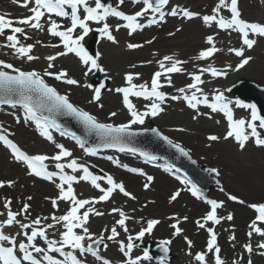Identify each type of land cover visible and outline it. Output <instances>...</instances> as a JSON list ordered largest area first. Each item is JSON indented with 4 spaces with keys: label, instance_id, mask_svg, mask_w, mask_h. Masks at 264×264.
Instances as JSON below:
<instances>
[{
    "label": "bare ground",
    "instance_id": "6f19581e",
    "mask_svg": "<svg viewBox=\"0 0 264 264\" xmlns=\"http://www.w3.org/2000/svg\"><path fill=\"white\" fill-rule=\"evenodd\" d=\"M238 1L243 20L249 22L253 19L252 17H257L264 24V0ZM22 4L23 0H0V16L13 21L30 17L32 13L29 9L34 6L33 1L29 0L27 8ZM189 4L197 5L193 0H170L165 9L167 10L169 7V12L171 9H176V16L168 14L164 21L153 16L154 20L159 19L154 21V27L144 26L141 33L132 34L128 40L125 39V31L122 28L118 33L111 29L110 24L113 23V18L106 21L117 42L112 43L103 36L94 46L93 57L99 54L98 63L104 69L102 72L93 70L85 75L87 66L72 53L58 56L55 61L51 62L47 59L48 56L65 51L60 43V38L53 37L47 32L50 27V19L56 20L61 25V31L71 26V23H67L66 20L61 23L60 19L54 16L48 19L42 18L40 21L42 27L39 30L18 23L13 24L14 27L24 28L27 38L23 40V45H32L33 50L30 55L37 59L32 61H28L26 58L21 59L9 47H0V61L10 63L21 71L39 73L49 86L56 88L61 95H67L74 106L95 116L99 122L114 126L129 124L131 121V116L123 104L122 94L115 91L119 87L128 86L125 81L126 75L132 74L136 77L138 74V78H135L133 83L137 85L147 83L150 87L154 73L164 71L159 67L160 62L163 61L166 67L170 66V62L166 61L165 57L171 56L175 60L182 61L183 63L180 65L183 69L182 72L165 73L160 77L159 82L162 86L159 90L170 91L161 104L163 110L160 114L155 117H146L142 125L132 124L130 130L154 129L162 136H167L173 144H179L188 151L190 157L198 164L215 170L216 174L219 173L217 178L220 182V192L218 197L214 195L212 200L223 204V207L217 209L218 217L221 219L220 224L214 225L209 221L205 223L204 219L202 220V214L205 209H208V206L188 197L180 185L170 180L161 171L144 168L140 166V163L128 158L127 155H118L113 152H107V156L104 158L87 157L66 139L59 138L54 134H52L54 142L48 141L40 136L36 127L28 124L23 109L14 110L16 119L0 113V133L7 135L23 152L32 155L51 157L59 152L55 145L62 144L72 152V157L64 158L61 163L76 159L78 164L88 167L90 172L102 176L103 181L97 182L105 189L108 187L107 175H111L116 182L124 184L126 191L135 199L125 197L117 190L113 192L109 200L86 205L79 213L82 215L88 208L92 209L86 226L93 234V240L99 238L100 235L105 237L103 242L107 247L102 251L103 255L113 259L114 263H124L129 256V254L126 256L120 251V243L126 241L132 243L139 240L136 237L140 231L147 228L148 221L155 219L160 223L154 226L151 233L145 232L144 237L140 240L142 243L151 245L170 240L171 243L167 247L172 250L170 255L172 264H199L195 259L198 253H205L206 264H215L214 254L207 251V241L210 236L206 232V228H211L215 232L217 244L221 249L220 257L225 264H247L249 258L252 260V264H264V255H260L264 249L257 247L258 243L264 242V238L255 232L251 238L248 236V233L253 231L250 225L258 215L250 205L264 204V147L256 146L255 137L250 135L251 130L245 128L246 134H249V140L245 148L241 149L234 137L224 139L229 126L228 119L223 117L222 112H212L211 109L201 106H197L196 109H188L181 98L171 99L172 96L191 95L195 91L187 89V85L193 83V75H200L203 81L199 85L202 93L197 92L196 95L201 98L202 95H207L209 100H213L216 94H223L226 86L240 81L254 83L264 88V40L258 36H250L257 40V44L248 50L234 31L223 32L215 25L205 26L199 17L192 20L183 17V10ZM217 4L218 0H213L212 10H207L206 13L213 14V9ZM131 8L129 2L120 6V10L125 14L130 13ZM192 12L195 11L192 10ZM221 15L227 18L226 10H222ZM174 20H179V23L175 25ZM88 25L89 28L95 26L91 22H88ZM78 34L79 28L72 35L76 37ZM209 35L214 37L215 46L220 51L207 59H197L201 51L211 47L206 43V38ZM129 43L139 44L142 47L129 49L127 47ZM241 47H245V56L252 59L244 68L236 70L241 58L236 57L230 50ZM49 63H53L54 67L49 68ZM208 68H215L222 74L213 77L210 72L201 71ZM6 71L12 73L11 70ZM60 71H66L69 78L79 81V85L57 84L54 82V76L44 75L45 72L59 73ZM169 77L171 84L168 83ZM101 80H106L104 93L99 101H92V86ZM180 88H185V92H179ZM129 99L140 112L150 110V104L154 102L132 96ZM228 105L231 108L234 121L244 119L246 122H250L247 111L243 107ZM113 112L116 113L115 116L111 115ZM66 118L64 124L71 123L73 126L75 118L68 116ZM70 130L81 134V140L85 141L82 133L86 131V127L84 129L80 125H75ZM257 131L261 134V138H264V129L257 127ZM211 135L218 136L220 139L210 141L208 137ZM114 161H119L120 165H127L129 168L143 171L145 175L129 172L126 168L117 166ZM45 163L50 170L58 172L55 168V161L49 160ZM65 173L77 177L82 175V172L73 173L71 169L67 168ZM148 175L154 179L145 189L144 185L148 183ZM0 182L5 183V187L0 188V213H4V215H0V222L6 219L7 209L4 208V204L7 201H11L10 207L13 212H18L24 204L30 205L27 214L17 217L22 223H31L40 218L42 225H47L53 223V216L65 215L70 210V202L58 199L60 190L57 185L60 184L59 181L55 179L48 181L29 175L26 165L16 162L2 143H0ZM8 182H12V187L7 186ZM64 187L66 189L67 185ZM73 189L78 199L96 201L103 195L90 182L82 180L79 183H74ZM176 191H180L181 195L175 201H171V195ZM230 195L244 203L229 200ZM52 200L57 201L56 207H53ZM113 209L125 213L127 232L118 224L119 211L114 212ZM97 212L103 214L96 215ZM229 214L233 216L231 221L226 219ZM45 217L48 219H44ZM185 217L187 219H184ZM197 221L205 223V227L200 228ZM174 223L178 224L182 230L180 235H175V230L171 227ZM257 226L264 229V224L259 221H257ZM113 227L117 228L119 235L114 240H107V236L111 234L110 229ZM27 231L30 232V229ZM63 231L64 229L57 224L55 228L47 230V235L49 239L59 240ZM75 231L82 234L80 229ZM4 232L15 236L18 241L24 239L22 235H16L21 232L19 225L6 227ZM233 236L235 239H232ZM129 237L132 239L129 240ZM189 241H191V247H189ZM89 242L91 241L87 239L84 241L85 245ZM36 243L41 247L46 246L39 238ZM249 243L253 247L251 256L244 247ZM68 251L71 250L66 248L65 252ZM52 255L60 259L59 254ZM83 259L90 264H100L91 261L88 254Z\"/></svg>",
    "mask_w": 264,
    "mask_h": 264
},
{
    "label": "snow or ice",
    "instance_id": "6c2138e0",
    "mask_svg": "<svg viewBox=\"0 0 264 264\" xmlns=\"http://www.w3.org/2000/svg\"><path fill=\"white\" fill-rule=\"evenodd\" d=\"M118 3L123 5L125 0H118ZM133 3L142 4V8L135 12V14L128 15L123 11L117 10L113 5H105L102 0H94V7L90 6L89 0H34V6L29 10L32 13L30 17L20 19L18 21H13L0 16V35L5 33V29H10L12 34L7 35L6 39L9 42L6 46L15 50L16 54L21 58H26L28 61L37 59L30 53L33 50L32 45H20V41L16 34L25 35V30L23 27H14L13 24L18 23L20 25H26L32 29H41L42 25L40 23L41 19L45 17L47 13L49 18L52 15L56 17L69 18L71 20V26L66 30L61 31V25H59L56 20L50 19V27L47 31L53 37H59L63 43L65 49L64 52H60L57 55L48 56L47 59L55 61L58 56H65L69 53H74L82 63L87 66V71L85 75L95 71H104V69L98 63L99 54L95 57L88 54L85 48L81 45V41L89 34L90 28L88 25L89 21L99 24L102 21H106L109 17L118 18L120 21L125 22L123 27L129 30V34L136 32L137 29L141 28V24L138 22L139 18L144 17L147 13H159L160 19L163 20V10L169 5L170 0H133ZM23 7L29 6V0H23ZM83 9L85 13L83 19H81L80 9ZM66 9H70V12ZM222 10H227L230 13V19L221 15ZM170 15L176 16V9H171ZM199 14L190 11H183V17L188 20H192ZM202 21L205 26L212 27L217 26L221 30H232L239 34L242 43L248 50H251L256 44L257 40L250 38V36H258L264 38V25L259 23L246 22L241 18V12L238 8V0H218V4L213 9V14L203 15ZM79 28L82 30V34L73 38V33ZM119 30V25L117 26ZM102 36L106 37L108 41L116 43L115 37L110 31L108 23H103L102 28L99 29ZM180 31V29H177ZM170 35H173L170 33ZM150 43V41H149ZM206 43L210 45L206 50L199 53L197 59H207L214 55L220 49L216 48L214 43V37L209 35L206 38ZM129 49H136L142 47L139 44L127 45ZM230 51L234 52L236 57H240L241 60L236 66V70L244 68L251 61V57L245 56V47L233 48ZM166 61L170 62V66L166 67L163 61L160 62L159 67L162 71H157L154 73L151 79V85L145 84H135L133 80L138 78V74L134 77L132 74H128L125 77L127 87H119L115 89L116 92L121 93L123 96V104L131 116V121L129 124H121L119 126H114L109 123L99 122L95 116L89 114L87 111L82 110L74 106L67 95H61L56 88L49 86L45 82L44 78L35 71L25 72L18 68H15L10 63H4L0 61V105H9L12 108H16L18 105L24 110L25 118L35 121L36 127L40 132V135L48 141H53V136L50 129H56L60 131V124L53 118L55 115H65L76 118L80 121L87 129L95 132L104 141L103 147L113 148L119 152H129L132 154H137L144 157L146 162H151L159 159L156 156H152L149 153L139 151L134 147H130L128 138L134 135L130 131L132 124H144L145 118L148 116L155 117L163 110L161 104L165 101V93L159 91L161 88L160 77L165 73H180L183 69L180 65L182 61L175 60L171 56L164 58ZM49 68L54 67L53 63H49ZM11 70L13 74H9L8 71ZM203 71H208L215 77L221 75L215 68L202 69ZM44 75L54 76L57 81H63L67 85H79V81L74 78H69L66 71H60L59 73L45 72ZM193 83L187 85V89L195 90L191 95H184L183 99L186 101L187 106L191 109H196L197 105L203 103L206 107L210 108L212 112H222L228 119L229 130L224 137V139L235 138L241 149H244L247 141L249 140V134H246L245 128L250 129V135L255 137V144L258 147H264V138H261V134L257 131V127L264 129V117L257 114L255 105H239L241 107H247L251 109V120L246 122L244 119H239L237 121L233 120V114L229 109V105L225 100L222 93L216 94L213 97V102L209 101L207 95H202L198 97L197 92L202 93V89L199 87L203 83L200 75L192 76ZM168 83L171 84V78H168ZM100 88L94 90L93 100L99 101L101 99ZM181 93L185 92V88H180L178 90ZM143 98L147 101H154L150 104V110L140 112L136 109L135 105L130 101L129 97ZM172 100L180 99V97L172 96ZM102 106V105H101ZM47 113L48 115H45ZM115 116L116 113H111ZM258 121V125H257ZM64 133L61 132V135ZM160 135L158 132L156 133ZM72 138L77 141L79 146L84 149L85 153L90 156L97 155V149L91 147H85V141L76 137L74 134ZM162 140L168 143L170 146L174 147L182 156L188 157L189 153L185 151L179 144H173L167 136H161ZM210 141H217L220 138L215 135L208 137ZM54 142V141H53ZM0 143H2L7 149H10L11 154L16 162L23 163L28 169V174L35 177L42 178L44 180L52 181L54 177L58 176L61 182L58 186L60 194L58 199L71 203L70 210L67 211L65 215L53 216V223L42 225L41 219L37 218L31 223H22L17 219L18 216L22 214H27L30 205L24 204L23 207L18 212H13L10 205L11 201H7L4 204V208L7 209L6 219L0 222V264H86V260L80 259L78 257H84L86 254H91L97 260H101L97 249H94L93 243L97 246L103 243L105 237L100 235L99 238L93 240V234L90 233L89 228L86 226L89 222V213L92 212L91 208H88L80 215V210L84 209L86 205H91L93 203H98L100 201H107L112 196L113 192L119 191L125 197L135 199L128 191H126L123 183L116 182L111 175L106 176V183L108 187L105 189L97 182L101 177L95 176L89 171L88 167L80 165L77 163L76 159H71L67 163H61L64 158L72 157V152L64 147L62 144H56V148L59 152L51 157L47 155H27L25 154L7 135H0ZM109 159H112L109 157ZM55 161V168L58 172H49L46 161ZM117 166L126 168L127 171L132 173H138L144 176L143 171H139L136 168H129L127 165H120L119 161H114ZM71 169L73 173L82 172V175L77 177L75 175H68L65 173V169ZM170 168V166H169ZM166 171L169 169H165ZM179 172V169H176ZM215 171V170H213ZM219 173H217L218 175ZM153 177L148 175L147 181L144 187L147 189L149 184L153 181ZM90 182L91 185L98 189L103 195H101L98 200L93 201L89 199H78L74 189L73 184L79 183L80 181ZM187 183V181H185ZM65 185L67 188L65 189ZM8 187H12V182L7 183ZM5 187L4 182H0V188ZM191 192L193 196L199 197V190L195 185H192ZM181 195L180 191H176L171 195V201H175ZM229 200L236 201L238 203H244L243 201L237 200L234 196H229ZM31 199V197H29ZM210 206L211 210L204 217L205 223L211 221L213 224H220L221 219L217 216V209L223 207L222 203H218L215 200L206 201ZM53 207H56L57 201L52 200ZM258 215L256 220L252 222L250 228L253 231L248 233L251 238L253 232L264 238V229L257 226V221L264 224V204L260 205H250ZM114 212L119 211L120 219L118 224L121 228L127 232L126 227V216L123 211L118 209H113ZM103 213L97 212L96 215H102ZM4 215V213H0ZM44 219H48L45 217ZM184 219H187L185 217ZM226 219L231 221L233 216L229 214ZM160 223L159 220H150L147 223V228L141 230L136 239H141L144 237L145 232L151 233L154 226ZM205 223L197 221L200 228L205 227ZM59 224L64 231L60 234V239H49L47 235V230L49 228H55ZM13 225H19L21 232L16 235H22L25 240L18 241L15 236L5 234L4 229L6 227H11ZM171 227L175 230V235L181 234V229L178 224H172ZM30 229V232L27 231ZM80 229L82 234H78L75 230ZM210 239L207 241V251L213 253L215 257V264H225V262L220 257L221 249L217 244V237L215 232L209 228L208 229ZM110 235L107 236V240H114L118 235L117 228L113 227L110 229ZM40 239L47 246L41 247L36 243L37 239ZM92 241L85 246V240ZM129 240L132 237L128 238ZM232 239H235L233 236ZM171 241H164V251H168L167 245ZM189 247H191V241L188 242ZM7 245V246H6ZM107 245H105V248ZM133 243H127L126 248L123 243L120 245V251L126 256L133 249ZM245 250L251 256L253 253L252 245L246 244ZM257 247L259 249H264V242L258 243ZM70 249L71 251L65 252V249ZM77 253V254H74ZM52 254H59L63 259L55 258ZM264 255V251L260 253ZM39 257V258H38ZM143 258L145 260L150 259L148 252H144ZM196 261L199 264H206L205 253H198L195 256ZM102 264H111V261L107 259H102ZM127 264H140L139 258L133 260L129 259ZM247 264H252V260L249 258Z\"/></svg>",
    "mask_w": 264,
    "mask_h": 264
},
{
    "label": "rangeland",
    "instance_id": "374dc122",
    "mask_svg": "<svg viewBox=\"0 0 264 264\" xmlns=\"http://www.w3.org/2000/svg\"><path fill=\"white\" fill-rule=\"evenodd\" d=\"M194 1V3L195 4H197L196 6L195 5H191V4H189V5H191V6H189L188 5V7L186 8H184V10L183 11H185V10H187V11H190V12H192V10L193 11H195L194 13H197V14H199L196 18H200V20H202V16L203 15H209V13H206V11L207 10H212V4H213V0H193ZM215 1V0H214ZM131 4H132V2H131ZM92 5H94V1L92 2ZM117 5V3H116V1H113V6H116ZM139 6H141V4H138ZM169 8V7H168ZM167 8V10L165 9V10H163V15L164 14H166V13H169V9ZM192 9V10H191ZM166 17H168V14L166 15ZM166 17H165V19H166ZM253 19L252 20H249V22H251V23H259V24H261V25H264V24H262V21H261V19L259 18H255V17H252ZM164 19V20H165ZM181 19V18H180ZM179 19V20H180ZM179 20H174L175 21V25H177L178 23H179ZM248 20V19H247ZM203 22V21H202ZM118 25H123L122 24V22H120ZM9 34H12L8 29L6 30L5 29V33L3 34V35H0V47H7L6 45L9 43L8 41H7V39H6V37H7V35H9ZM93 35H94V32H91V35L87 38V40H85L84 42H82V46L84 47V48H86L87 46H88V44L90 43V41L93 39ZM129 35V34H128ZM17 38H18V40L20 41V45H23V35L22 34H17ZM101 39V37H99V39L95 42V44H94V46L96 45V43H98V41ZM125 39H129L128 38V36H126L125 35ZM241 40V39H240ZM262 40H264V38H262ZM241 42H242V40H241ZM125 43H126V40H125ZM10 48V47H9ZM11 50H12V52H15V50L14 49H12V48H10ZM91 56L93 55V53L92 54H90ZM104 81V80H103ZM106 81V80H105ZM54 82L55 83H57V84H64L63 83V81H57L56 79L54 80ZM236 84V83H235ZM100 85H102V80L101 81H99L98 83H97V85L96 86H100ZM95 86V87H96ZM94 87V88H95ZM230 87L229 86H226V89H225V94H227L228 95V97H229V94H228V89H229ZM165 92H167V91H165ZM104 93V90L101 92V96H102V94ZM93 96H94V93L92 94V100H93ZM229 99L231 100V98L229 97ZM95 101V100H94ZM232 101V100H231ZM0 111L2 112V111H8L9 112V114L11 115V114H13V112L10 110V109H8L7 107H4V108H1L0 109ZM37 128V127H36ZM38 130V129H37ZM40 134V133H39ZM159 134H160V132H159ZM158 136V135H157ZM160 137L162 136V134H160L159 135ZM159 137V141L160 142H162V139ZM102 142L104 143V141L102 140ZM163 142H164V140H163ZM168 144V143H167ZM102 145V144H101ZM133 145H131L130 147H132ZM103 148H106V147H103ZM186 151V150H185ZM107 152H115V153H122V152H117L116 150H109V151H107ZM188 152V151H187ZM101 153H106V151L105 152H101ZM124 153H126V154H129L132 158H136V160H138L137 159V157L134 155V154H132V153H129V152H123L122 154H124ZM35 155V154H34ZM189 158H190V153H189V156H188ZM191 160H192V158H190ZM189 159V160H190ZM194 162V161H193ZM204 167V166H203ZM201 168H202V165H201ZM205 169H208L209 171L211 170V172L213 171L212 169H210V168H208V167H206L205 166ZM213 173H214V171H213ZM213 178V180H214V178H215V181L217 180V182H218V186H217V188H214V186L212 185V179H211V181H210V192H209V196L214 192V195L215 196H217L218 197V194H219V192H220V182H219V180H218V178H216V177H214V176H212ZM215 184H216V182H215ZM216 197V198H217ZM218 199V198H217ZM151 217H153V216H151ZM91 243V242H90ZM102 246L103 245H100V247H99V252H101L102 251V249L104 248H102ZM105 249V248H104ZM136 257H138L139 259L141 258V253H139V251L137 250V251H134V258L136 259ZM142 264H144V263H142Z\"/></svg>",
    "mask_w": 264,
    "mask_h": 264
},
{
    "label": "water",
    "instance_id": "95a60500",
    "mask_svg": "<svg viewBox=\"0 0 264 264\" xmlns=\"http://www.w3.org/2000/svg\"><path fill=\"white\" fill-rule=\"evenodd\" d=\"M232 91L235 92L236 98L240 100H244L247 103H250L251 105H255L258 115L261 117H264V89L263 88L258 87L254 84L241 82L236 87H234ZM45 115H48V114H45ZM53 118L57 121V123L60 124V127H63L61 122H59L55 116H53ZM172 164L177 169H179V171L188 175L190 179L199 186L197 180L195 179V177L192 175L191 172L182 168L179 164H175V163H172Z\"/></svg>",
    "mask_w": 264,
    "mask_h": 264
}]
</instances>
